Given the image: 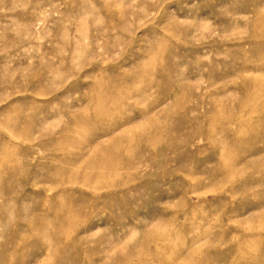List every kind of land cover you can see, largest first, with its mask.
<instances>
[{
	"label": "rangeland",
	"instance_id": "374dc122",
	"mask_svg": "<svg viewBox=\"0 0 264 264\" xmlns=\"http://www.w3.org/2000/svg\"><path fill=\"white\" fill-rule=\"evenodd\" d=\"M0 264H264V0H0Z\"/></svg>",
	"mask_w": 264,
	"mask_h": 264
},
{
	"label": "bare ground",
	"instance_id": "6f19581e",
	"mask_svg": "<svg viewBox=\"0 0 264 264\" xmlns=\"http://www.w3.org/2000/svg\"><path fill=\"white\" fill-rule=\"evenodd\" d=\"M255 80H256V79H255ZM253 82H254V81H253ZM255 82H256V81H255ZM255 85H257V84H255ZM257 92H258V91H255V94H256ZM258 95H259V94H258ZM249 99H250V100H252V101H254V102H256V101H257V98H256L255 96H253V97H252V96H250V97H249ZM249 99H248V103H250V102H251ZM258 107H259V106H258ZM254 110H255V109H254ZM255 111H256V110H255Z\"/></svg>",
	"mask_w": 264,
	"mask_h": 264
}]
</instances>
